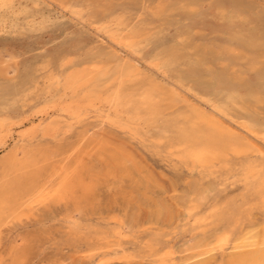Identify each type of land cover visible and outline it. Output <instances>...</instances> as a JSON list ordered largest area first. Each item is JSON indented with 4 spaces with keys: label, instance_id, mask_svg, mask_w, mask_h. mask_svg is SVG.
<instances>
[{
    "label": "rangeland",
    "instance_id": "obj_1",
    "mask_svg": "<svg viewBox=\"0 0 264 264\" xmlns=\"http://www.w3.org/2000/svg\"><path fill=\"white\" fill-rule=\"evenodd\" d=\"M145 93L156 116L110 110ZM192 108L264 147V0H0V188L24 151L38 180L75 181L19 216L0 202V264H162L202 238L215 252L185 264H224L220 245L259 237L264 168L232 144L181 159L165 122Z\"/></svg>",
    "mask_w": 264,
    "mask_h": 264
},
{
    "label": "bare ground",
    "instance_id": "obj_2",
    "mask_svg": "<svg viewBox=\"0 0 264 264\" xmlns=\"http://www.w3.org/2000/svg\"><path fill=\"white\" fill-rule=\"evenodd\" d=\"M124 40H120V41L124 43ZM154 63L156 62L154 61ZM123 68H125L126 71L128 72H130L132 69L130 65H124ZM62 76L63 75H61V78ZM174 94L175 96L173 95L171 97L172 100L174 99L173 101H175V99H177V97L179 96V94L177 93ZM181 97L183 98V96ZM111 105L112 107L110 110H112L113 108L115 111L117 110L118 107L121 106L125 107L129 105L131 106V108L135 106L133 108L137 111H139L141 108H144L143 110L147 111L149 115L156 116L158 114V107L154 102V100L152 99V94L150 93H145L143 95L141 103L133 101V99L132 100L131 99L127 100L126 98L124 99L123 97L118 95V97L112 98ZM178 114L180 117H182V109H180V112ZM185 115H186L185 118L186 120L184 123L182 122L178 123L179 116L177 119L167 120L165 122L166 128H173L175 130L176 135L173 137V139H177L181 145L183 144L185 146V149L183 150V155L182 152L180 154L181 159L182 156L183 158H187L191 156L196 161H201V159L204 157L203 155H205L206 152L208 153L213 152L214 154V150H215L218 153H223L224 148L232 144L239 148H246V150H252L253 153H255V155L253 156V159L249 160L251 166L253 165L252 167L264 168V150H263L264 147L263 146L261 147L258 144V142L255 141L258 144L257 145L253 141L252 142L246 141L234 129L230 127L228 128L223 123H221L217 119L218 118L217 116H216L217 118L213 117L205 113L204 111L201 110L199 111L198 109L192 108L190 111L184 113V116ZM50 126L51 125L49 124L47 127H49L50 129ZM126 126L130 130L132 131L134 130V128L130 124ZM165 131L167 130H164V132ZM251 131L253 130L251 129ZM88 132L89 131H84L83 138L86 136ZM135 133L139 134L137 129L135 130ZM260 140L262 142V139ZM262 144H264V142ZM170 145L173 146L172 143H170ZM196 148H201L202 151L200 152L196 151L195 150ZM172 154L176 155L175 153ZM16 157L17 155H12L7 159V161H4L2 163L4 174L18 172L20 173V175L12 178L11 181H9L6 184H3V186L0 188V202L3 203H6L5 201H9L10 203L15 202V206L17 204L20 208L26 204L27 210H31L40 204L47 203L52 199H56L59 197L62 198L63 196L69 194V192L72 191V189L74 188L73 185L75 181L72 180L68 174L62 175L59 182L53 184L52 182H50V178L46 182L38 180L39 175L37 171L32 170L30 172H27V170H29L31 166L36 164L35 159L33 158V156L29 151H24V158H22L21 160H17ZM20 208H17L16 206V208H13L14 210L13 209L12 210L14 213H18L19 216L20 212L18 210ZM28 212L30 213V211ZM1 220H0V225L3 222ZM123 228L124 227L122 226L116 230V234L118 235L119 238H122L125 234ZM260 231H262V233L259 237L254 235L242 236L241 238H238L236 241H234L231 245H228L227 242H224V244L220 245V251L222 252V255L227 257L224 264H264V228L263 230ZM215 250L216 248L212 247V240L206 238L198 239L188 246L187 251H190L192 254L186 260L177 261L176 258L170 257L169 259H165L162 262V264H185L186 262L191 260H198L207 257L211 255L213 252H215ZM209 259H211V257ZM105 260H106L105 254L99 256L97 264H104ZM195 264H206V261H200L199 263H195Z\"/></svg>",
    "mask_w": 264,
    "mask_h": 264
}]
</instances>
